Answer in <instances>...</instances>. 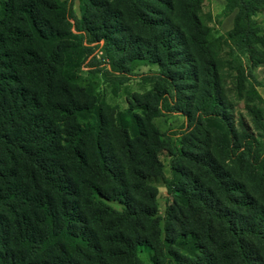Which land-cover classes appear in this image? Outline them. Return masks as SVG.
Here are the masks:
<instances>
[{
    "label": "trees",
    "instance_id": "1",
    "mask_svg": "<svg viewBox=\"0 0 264 264\" xmlns=\"http://www.w3.org/2000/svg\"><path fill=\"white\" fill-rule=\"evenodd\" d=\"M76 1L0 0V264H264V0Z\"/></svg>",
    "mask_w": 264,
    "mask_h": 264
},
{
    "label": "rangeland",
    "instance_id": "2",
    "mask_svg": "<svg viewBox=\"0 0 264 264\" xmlns=\"http://www.w3.org/2000/svg\"><path fill=\"white\" fill-rule=\"evenodd\" d=\"M69 3H72L74 14L79 17V9L78 2L76 0H67ZM224 0H204L203 10L209 11L212 15H218L223 9ZM214 26V25H213ZM232 27V15H229L224 18H220L218 25L215 26L217 30L220 32H225ZM94 53L96 54L99 62L103 63L101 58V53L99 52V48L95 49ZM149 68L147 67H139L134 71L135 76L130 78L125 85L121 86L115 98L112 99V102L119 103L124 106V102H126L127 98H130L132 93L142 94L145 91V86L141 84L139 80V76L148 74ZM156 128L164 134L165 137L172 136L171 134L178 133L183 126L184 120L182 117L171 114L164 117L156 118L153 120ZM172 138L176 140V136L173 135ZM167 159L166 152H163L159 157V162L162 166L163 171L165 172V176H167ZM151 183H153L158 190L157 202H158V214L161 216L163 214L166 201H170V196L166 193L165 188L163 187L161 180L158 178L151 179ZM140 257L146 261V255L143 252L139 253Z\"/></svg>",
    "mask_w": 264,
    "mask_h": 264
},
{
    "label": "crops",
    "instance_id": "3",
    "mask_svg": "<svg viewBox=\"0 0 264 264\" xmlns=\"http://www.w3.org/2000/svg\"><path fill=\"white\" fill-rule=\"evenodd\" d=\"M231 15L233 17V14H231ZM263 19H264V17H263ZM255 76L258 79V81L261 83V86L257 90H258L259 94L262 96V98L264 99V64L258 66L255 69Z\"/></svg>",
    "mask_w": 264,
    "mask_h": 264
}]
</instances>
